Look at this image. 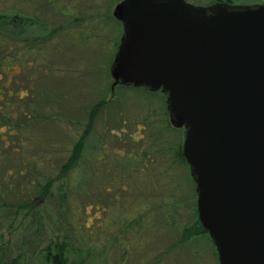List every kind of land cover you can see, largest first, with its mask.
<instances>
[{
    "label": "rangeland",
    "instance_id": "rangeland-1",
    "mask_svg": "<svg viewBox=\"0 0 264 264\" xmlns=\"http://www.w3.org/2000/svg\"><path fill=\"white\" fill-rule=\"evenodd\" d=\"M121 1L0 0L1 16L32 22L21 41L11 27L0 28L2 44L14 45L0 51V264H45L41 252L65 234L81 252L94 251L90 264H219L210 236L180 242L179 230L198 218L197 192L189 167L176 166L161 177L159 166L173 157L155 153L183 145L186 133L166 127V97L131 86L112 91L110 69L123 34L113 13ZM185 1L206 7L215 0ZM94 109L92 135L100 147L93 151L96 162L86 163L89 192L62 204L56 182L47 200L26 207L27 192L36 197V186L26 189L34 161L42 159L41 176L56 177ZM151 124L157 126L153 133ZM149 146L150 174L126 175V153ZM136 199L149 203L152 222L139 237L143 244L127 246L126 259L129 239L121 223L126 206L132 212L126 201Z\"/></svg>",
    "mask_w": 264,
    "mask_h": 264
},
{
    "label": "water",
    "instance_id": "water-1",
    "mask_svg": "<svg viewBox=\"0 0 264 264\" xmlns=\"http://www.w3.org/2000/svg\"><path fill=\"white\" fill-rule=\"evenodd\" d=\"M110 69L166 97L219 264H264V6L122 0Z\"/></svg>",
    "mask_w": 264,
    "mask_h": 264
},
{
    "label": "trees",
    "instance_id": "trees-1",
    "mask_svg": "<svg viewBox=\"0 0 264 264\" xmlns=\"http://www.w3.org/2000/svg\"><path fill=\"white\" fill-rule=\"evenodd\" d=\"M9 18H6L5 16L0 15V28L3 26L11 27L17 34L15 36L16 40L21 39V33L26 32V27L28 24L31 25V20L29 21L28 18L25 17H12L9 20ZM30 22V23H29ZM22 23V24H21ZM21 41V40H20ZM7 46V48H10L11 50L14 49V45L11 43H6V45L2 44V41H0V51L2 48ZM6 49V48H5ZM2 65V63L0 62ZM2 95V93H0ZM6 105V104H5ZM103 105V103H102ZM6 108V107H5ZM4 108V109H5ZM97 109V107H96ZM92 113L89 124L87 127V131L85 134H83L75 143L70 147V155L67 157L64 165L61 167L60 173L56 177H50V176H41L42 174L39 169H41L42 165V159L37 158V161H34V169L32 170L33 178L29 180V182L26 183V189L28 188V191L32 189V184L36 186V197H33V192H30L27 194L29 195V198H31L30 205L28 204L29 208H35V202L37 200L43 201L47 200V197H49L52 194V190L54 188V185L56 182H59L58 185V197L60 203H67L68 205L72 203V200L81 197L85 194H87L89 191V186L86 184L87 181H90V177L88 176V173L86 171V163H93V161L96 162V155L93 152L94 149H99V142H97L92 135V125L93 120L95 118V115H97L96 110ZM166 114V113H165ZM151 114L145 119V122H148L151 119ZM149 126V125H148ZM20 125H18V128L16 132L18 133ZM166 127L171 128L172 130L174 128L171 127L170 122L168 118L166 119ZM157 126L150 125L149 129L152 131L156 130ZM160 132H162V128H159ZM15 130H12L10 132V135L13 136V132ZM14 133L16 136L17 133ZM9 135V134H7ZM93 142V143H91ZM182 144L177 145H171V147H168L167 149L161 150L156 152V155H167L171 152L173 157V163L168 162L160 165L161 167V177L162 174L165 173V170H173L176 166H186L189 167L186 163L183 155H182ZM153 147H147L142 151V148L140 147L139 150L142 153L143 159H139L137 157H133V155L130 152L126 153V175L127 174H136V175H145L149 173L150 168L148 164L146 163V160L149 158L150 152ZM137 152H134V154ZM33 160V158H32ZM147 165V167H146ZM144 169V170H141ZM150 174V173H149ZM148 181L150 183H154V178L151 176L148 177ZM147 181V180H146ZM32 191V190H31ZM126 191H128V187L126 188ZM33 194V195H32ZM173 197V196H171ZM197 197V193L195 194V199ZM141 200L136 199L134 202L126 201V204H129V208L132 209V212L129 211V209L126 206V220H122L123 232H126V239L129 240L126 241V259L127 256H129V248L127 246H130L131 243H137L138 245L143 244L141 239L139 238L142 232H145L150 229V224L152 220L149 217H146L150 211H148L147 208H149V203L141 204ZM38 205V204H37ZM162 206V205H161ZM95 207V206H94ZM86 208V206L84 207ZM98 208V207H97ZM96 208V209H97ZM99 210V208H98ZM177 211V206L174 208V212ZM82 212V208L80 210H77L75 216H80ZM197 213V211H196ZM141 214L144 217H140ZM173 214V213H171ZM198 217V214H196ZM120 223V222H119ZM118 223V224H119ZM172 227H175L174 224H172ZM87 228L89 226L86 225ZM81 228V227H80ZM174 229V228H173ZM181 232V241L180 242H190V240L194 237H198L200 235H208V232L205 231L203 228L201 222L199 221V218L191 225L183 229V231L179 230ZM131 239V240H130ZM214 245V242H212ZM215 246V245H214ZM213 246V247H214ZM95 255L93 250H89L87 253H83L80 251V249H77L74 247L73 243L71 242L70 238L65 234L63 238L57 239L55 241H50L49 244L43 249L41 252V258L42 261L45 264H90L88 263L89 260ZM3 264H22L20 260L14 259L10 260Z\"/></svg>",
    "mask_w": 264,
    "mask_h": 264
},
{
    "label": "flooded vegetation",
    "instance_id": "flooded-vegetation-1",
    "mask_svg": "<svg viewBox=\"0 0 264 264\" xmlns=\"http://www.w3.org/2000/svg\"><path fill=\"white\" fill-rule=\"evenodd\" d=\"M214 5H227L230 7H258V6H264V0H215L213 3L208 4L206 7H210ZM131 154L133 155V157L143 159L141 151H137V153L135 154L134 152H131ZM141 170H144V169H141Z\"/></svg>",
    "mask_w": 264,
    "mask_h": 264
}]
</instances>
